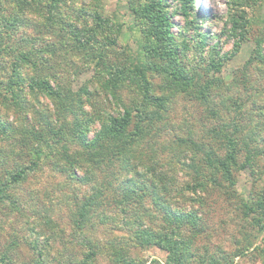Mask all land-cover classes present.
Here are the masks:
<instances>
[{"label": "trees", "instance_id": "obj_1", "mask_svg": "<svg viewBox=\"0 0 264 264\" xmlns=\"http://www.w3.org/2000/svg\"><path fill=\"white\" fill-rule=\"evenodd\" d=\"M95 1L0 0V264H147L132 250L151 248L165 257L149 264H235L264 232V21L248 8L263 0H232L225 16L234 55L260 26L231 83L198 0H174L172 12L167 0H127L135 50ZM180 99L196 103L189 126L174 123ZM44 167L64 178L55 205L29 191ZM219 204L253 232L233 253L212 244ZM109 223L122 236L95 238Z\"/></svg>", "mask_w": 264, "mask_h": 264}, {"label": "rangeland", "instance_id": "obj_2", "mask_svg": "<svg viewBox=\"0 0 264 264\" xmlns=\"http://www.w3.org/2000/svg\"><path fill=\"white\" fill-rule=\"evenodd\" d=\"M96 1L95 7L104 13V17H108V19L112 20L114 23H119L123 26L122 33L118 38L119 44L121 46L129 45L130 48H133L135 50L137 48L135 43L136 34H134V31H130L131 18L129 17V13L127 10V0H98L97 2ZM88 2H90V0H87V3ZM231 2L232 0L196 1V14L201 17L200 19L204 20V23L202 25L203 30H209L211 35H216V37L218 35V38L216 40L213 39L210 41V45H213L215 42L218 41L219 43L217 48L219 50V54H227L226 59H223V61L220 62V76L225 83H231L232 81L235 82L240 79H237L239 76L236 78L234 75L236 73H241L243 66H245V62L254 47L253 40L260 33V30H258L260 26L254 24L249 34L247 36L245 35V40H247V42L241 45V51L234 55V48H236L235 43L233 42L234 40H229L224 34H221L222 28L225 23V16L229 12ZM174 4V0H167V10L169 12H172ZM248 8L250 12L249 15L254 14L255 16H258L260 21H264V0L260 3V6L258 4L257 7H254L252 3ZM257 8L258 10L256 11L255 9ZM173 20L174 23L176 25H179L180 27H182L184 24V20L181 16H174ZM199 22L200 21H198L197 23ZM176 30V28H172V31L177 32ZM192 33V31L189 32V34ZM236 40L238 39H235V41ZM186 58L187 60L185 61V63H190L191 65L197 66V58L195 59L191 53L188 52ZM91 76L92 71H86L83 76L80 77L79 81L74 84V90H78L79 86H81V83L86 80H89ZM154 83H159L158 79H156ZM97 92L99 93V99L101 100V102H104L106 108H115V100L112 99L109 94H106L101 90H98ZM106 98H108V100H106ZM195 104L196 103L193 101H184L180 99V105L177 106V112L176 114L173 113L175 118L174 123L178 122L176 124L181 125L185 122V125L187 124L189 126L188 122L192 120L191 115L194 116L197 114L195 113L197 110ZM248 104L250 105V102ZM181 107H184L186 111H184V109ZM2 111L5 110L2 109ZM9 116V120H12L14 118L12 113ZM209 125L210 124H207V126ZM96 127H98V125ZM182 132H184V130ZM262 166H264V158H262L261 163L258 164V167ZM237 177V191L243 195L248 194L252 185V175L249 173V171L244 170L241 171ZM63 180L64 178H62L61 176L53 175L50 167H44L31 179L30 182H28L29 191H36L40 198H42V194L46 191L48 197H52L51 203L55 205L57 202L56 196L59 195V192L55 190L54 185L58 182H62ZM181 180H183V178H181ZM262 180L263 181L260 183L261 185L264 183V176L262 177ZM39 204L43 205L41 201H39ZM45 204L47 206L50 205L48 203ZM220 205L221 204H219V208L215 209L212 212L211 220H209V225L215 231L213 242H211L212 244L219 245V247L223 251L233 253L235 252L236 241L243 238V235L245 234L244 232H249L250 238H253V232H251L249 226H247L243 222L241 223V221L238 219L239 216L237 215L236 211H234L232 208H227L226 204H222V206ZM109 236H111V238L112 236L121 237L122 233L113 229L111 223H109L108 226H101L95 233V238H98L102 242H104L105 240L107 241L109 239ZM244 244L245 243H243V245ZM255 247L257 248L254 249ZM249 248V254L243 258L237 257L235 259V264H264V251L261 252V250H264V232L259 236L258 239L255 240V242L251 244ZM132 251L139 258L146 259L148 261L147 264H149V262L153 259L163 260L165 257V253L155 248H151L148 250L133 249ZM102 260L105 259L100 258L98 260L100 264H110L107 260Z\"/></svg>", "mask_w": 264, "mask_h": 264}]
</instances>
